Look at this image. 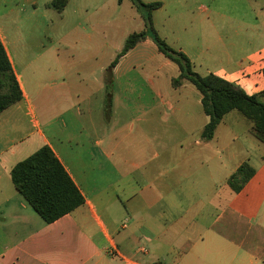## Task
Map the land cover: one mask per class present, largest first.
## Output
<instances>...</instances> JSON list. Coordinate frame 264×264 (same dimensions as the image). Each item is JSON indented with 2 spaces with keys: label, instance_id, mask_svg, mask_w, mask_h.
I'll use <instances>...</instances> for the list:
<instances>
[{
  "label": "crops",
  "instance_id": "obj_1",
  "mask_svg": "<svg viewBox=\"0 0 264 264\" xmlns=\"http://www.w3.org/2000/svg\"><path fill=\"white\" fill-rule=\"evenodd\" d=\"M52 1L0 0V39L24 94L22 102L0 115V120L4 119L14 109L10 126L13 138L0 149V264H264V143L255 136L253 124L241 133L218 138L231 112L218 126L213 140L206 141L202 133L208 118L196 136L183 139L187 142L184 155L166 166H161L158 154L152 159L138 152L126 154L122 139L106 134L97 137L92 110H83L79 100L81 96L88 99L112 91L107 95L111 102L117 95L115 88L112 90L114 85L109 90L105 80V71L112 62L103 63L100 58L106 49L105 21L99 27L93 24L96 13L100 19L106 17V4L91 12L95 0H67L65 10L59 13L50 7ZM250 1L259 20L264 16V0ZM73 3L76 17L92 25L86 32L80 20L67 31L77 47L84 39L89 42L88 56L82 62L94 66L93 71L78 73V77L92 90L74 89L76 103L59 107L55 122H46V129H42L35 119L31 96L16 70V59L20 56L19 61L28 66L49 60H45L44 53L33 52L30 57L29 51L35 47L19 34L30 32L41 13L45 21L48 17L64 21ZM253 33L251 48L240 59L229 60L216 75L237 84L248 95L261 96L264 102V26L255 27ZM141 46L157 47L147 39L122 58L114 69L115 82L124 61ZM53 55L63 62L59 50ZM74 61L80 63L78 58ZM96 65L100 74L95 71ZM66 89L72 94L70 88ZM133 92L126 89L125 96ZM168 108L176 109L171 103ZM143 111L141 104L138 112ZM186 111L190 118L189 104ZM24 115L33 118L28 127ZM62 118L64 124H60ZM44 145L52 148L85 198L83 206L51 224L26 202L11 178L12 169ZM244 163L255 170V175L240 193H234L228 180ZM173 174L184 175V179L193 174L200 178L182 191L185 197L187 189V210L179 201L181 195L170 187ZM194 200H198L199 207Z\"/></svg>",
  "mask_w": 264,
  "mask_h": 264
},
{
  "label": "rangeland",
  "instance_id": "obj_2",
  "mask_svg": "<svg viewBox=\"0 0 264 264\" xmlns=\"http://www.w3.org/2000/svg\"><path fill=\"white\" fill-rule=\"evenodd\" d=\"M142 1L147 4L162 3V7L152 13L155 31L172 49L183 52L191 60L194 71L201 76H206L209 72L217 74L227 67L229 60L240 59L243 52L251 48L249 43L254 35L253 29L264 26V16H260L259 20L255 19L254 3L250 0ZM103 4H106V17L100 19L96 13L93 24L99 27L105 21L106 49L100 58L103 63H110L123 48L129 35L146 29V21L131 0H124L121 4L119 0H95L94 6L90 7L91 12ZM75 9L73 3L68 8L64 21L60 17H48L45 21L41 13L30 32L24 30L19 34L24 42L35 47L29 51L30 57L33 52L44 53L45 60H49L28 66L19 61L20 56L16 59V70L21 74L22 82L31 96L35 119L40 122L42 129H46V122L52 119L55 122L59 107L66 108L76 103L72 97H76L74 89L92 90V86L83 84L78 77V73L86 75L93 71L94 66L82 62L88 56L89 42L87 39L80 41L79 49L74 44L76 42L72 41V35H67L68 29L80 20V27L86 32L92 25L91 22L76 17ZM232 44L235 47H231ZM58 50L63 62L56 61L53 55ZM77 58L80 63L74 61ZM95 67L96 73L100 74L99 66ZM179 75V67L161 54L157 47L149 49L141 46L124 61L118 74V83H113L112 90L115 88L117 95L111 102L107 95L112 91H107L103 94L96 93L88 99L81 96L79 103L85 111L91 108L97 137L106 134L118 141L122 139V149L126 154L138 152L151 159L158 154L161 166H166L169 161H178L184 155L187 142H183V139L196 136L206 119L208 121L202 110L201 94L190 82L184 81L179 89L173 88L172 81ZM66 87L72 90V94L69 95ZM130 88L134 92L125 96L126 89ZM163 101L168 104L163 106ZM169 103L175 105L174 111L169 110ZM141 104L144 111L138 112ZM187 104L192 110L190 118L186 111ZM102 107L104 111L101 110ZM13 110L0 120L2 150L6 148V141L13 138L10 134V126L14 123V115L11 113ZM139 117L143 119L141 123L137 121ZM25 118L26 125L32 122V117ZM68 119L66 117V121ZM64 121L62 118L60 124ZM225 122L229 124L221 125L218 138L232 136L233 132L241 133L253 124L238 111H233ZM31 151H35L34 148ZM194 159L193 155V163ZM170 180V187H174L176 194L181 195L179 201H183L184 210H187V189L185 197L182 191L184 187L188 188L189 183L194 186L200 178L193 174L191 178L184 179V175L180 177L173 174ZM194 201L199 207L198 200ZM178 214H181L179 210L177 216Z\"/></svg>",
  "mask_w": 264,
  "mask_h": 264
},
{
  "label": "trees",
  "instance_id": "obj_3",
  "mask_svg": "<svg viewBox=\"0 0 264 264\" xmlns=\"http://www.w3.org/2000/svg\"><path fill=\"white\" fill-rule=\"evenodd\" d=\"M124 0H119L121 4ZM142 13L146 29L129 35L123 48L105 71L108 89L114 83V69L121 59L147 39H152L159 52L179 67L180 75L172 86L179 89L184 81L190 82L201 94L205 115L209 118L202 138L212 141L218 126L231 112L238 111L253 123L255 136L264 143V102L259 95H248L244 89L216 74L201 76L193 69L191 60L181 51L172 49L155 31L152 13L162 3H144L131 0ZM67 0H53L50 7L63 13ZM24 99L8 53L0 39V115ZM255 175V170L244 163L229 178L228 185L234 193H240ZM12 182L26 202L48 224L54 223L85 204L80 189L67 172L52 148L44 145L30 157L19 162L11 171Z\"/></svg>",
  "mask_w": 264,
  "mask_h": 264
}]
</instances>
